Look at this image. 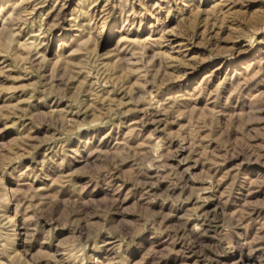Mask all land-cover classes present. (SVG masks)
<instances>
[{
  "label": "rangeland",
  "instance_id": "obj_1",
  "mask_svg": "<svg viewBox=\"0 0 264 264\" xmlns=\"http://www.w3.org/2000/svg\"><path fill=\"white\" fill-rule=\"evenodd\" d=\"M0 264H264V0H0Z\"/></svg>",
  "mask_w": 264,
  "mask_h": 264
}]
</instances>
